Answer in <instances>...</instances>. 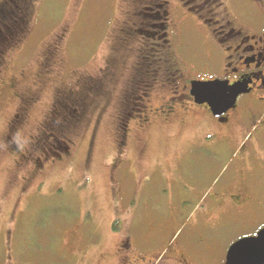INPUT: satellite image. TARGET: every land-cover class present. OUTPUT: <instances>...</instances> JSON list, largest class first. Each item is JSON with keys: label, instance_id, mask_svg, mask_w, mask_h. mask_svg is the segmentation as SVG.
<instances>
[{"label": "rangeland", "instance_id": "374dc122", "mask_svg": "<svg viewBox=\"0 0 264 264\" xmlns=\"http://www.w3.org/2000/svg\"><path fill=\"white\" fill-rule=\"evenodd\" d=\"M148 1L158 3V0L142 2L143 6L152 7L149 13L156 11ZM171 2L173 12H179L180 1ZM242 3L246 0L237 1L235 6L243 7ZM27 5L31 33L27 38L22 37L6 57L11 60L10 76L13 73L18 76L25 70L26 78L19 92L40 97L34 119L40 117L41 108L51 103L58 90L76 87L78 77L104 80L108 71L113 72L110 64L116 59L118 65L124 67L121 86L128 87L131 82L127 75L133 57L115 44L114 32L119 22L110 20L126 17L127 5L131 2L29 0ZM189 16L190 23L182 29L184 46L180 54L188 66H197V72L181 77L183 83L192 77L207 80L213 74L205 71L208 53L204 51L200 31L193 26L199 19L192 14ZM65 29V39L60 42L58 53L64 64L59 74L45 77L41 69L43 60L57 38L55 34ZM13 31L5 33L10 40L6 43H11ZM148 37L144 32L137 37L132 33L127 41L137 43L141 54L148 49ZM131 48L137 49V46L131 45ZM156 93L159 96L164 91ZM104 101L102 96L96 98L100 109L104 108ZM153 105H158L156 96ZM19 106L15 94L5 90L0 97V264H72L68 260L72 257L62 254L64 250L75 252L77 246L84 251L81 261L76 258L78 264H111L117 246L115 235L123 232L130 222L136 223V232L150 226L147 235H152L151 222L161 217L165 219L168 208L164 205L171 199L178 207L176 226L173 225L171 232L173 243L189 244L187 248L181 247L192 264H223L228 248L236 240L256 235L264 227V104L253 123L254 134L239 129L233 137L239 143L232 145L225 142L223 135L215 137L213 132L217 126L199 113L186 122L180 119L171 124L155 121L145 133H140L139 119L135 118L129 125L131 129L135 127L130 137L131 147L120 161L115 159L116 141L108 110L95 126L91 124L80 130L77 156L69 161L70 166L66 168V163L56 169L50 167L44 176L48 183L28 197L22 195V188L28 186L21 178L23 172L16 168L14 158L2 146L6 123ZM93 132L96 136L89 162L92 168L84 169ZM50 140L54 142L52 137ZM143 143L148 156L145 155V163L141 164L137 156ZM245 157L250 162L248 166L244 162L249 170L248 186L255 195L248 189L243 175V181L237 186L251 193L248 208L241 212L227 203L219 207L215 194L231 183L239 171V161ZM135 170L146 174L135 173ZM40 179L35 176L30 181ZM147 183L150 195L145 200ZM58 248L63 252L56 251ZM169 255L167 249L151 257L155 258V264H172V259L167 258Z\"/></svg>", "mask_w": 264, "mask_h": 264}, {"label": "flooded vegetation", "instance_id": "af4514ba", "mask_svg": "<svg viewBox=\"0 0 264 264\" xmlns=\"http://www.w3.org/2000/svg\"><path fill=\"white\" fill-rule=\"evenodd\" d=\"M28 1L0 0V97L9 89L20 102L19 108L6 123L7 127L2 134V146L3 150L14 158L13 164L16 168L23 172L21 178L27 181L25 183L28 186L22 188L24 197L40 190L48 183L44 176L50 167L56 169L57 166L66 163V168L70 166L69 161L77 156L75 150L80 130L91 124L95 126L108 110L111 131L116 141V161L122 160L125 151L131 147L130 137L134 135L135 127L131 129L129 125L135 118L139 119L137 124L140 133H145L155 121L171 124L180 119L181 122H186L199 113L217 126V130L213 132L214 136L223 135L229 145L239 143L233 138L239 129L253 131L254 134L253 123L264 104V0H246L245 4L242 3L243 7L235 6L239 0H179L181 3L179 12H173L175 9L171 5L172 0H158V3L148 1L157 8H153L156 11L151 13L149 11L152 7L143 6L142 3L147 0H125L127 4L131 2V5H127L126 17L112 19L110 22H119L114 32L117 47L124 48L132 54V68L127 75L130 76L131 83L125 88L121 86L124 67L119 66V60L116 59L110 64L113 72L108 71L104 80L91 76L78 77L76 87L58 90L51 103L46 108H41L38 119H34V111L40 100L39 95L19 92L26 78L25 70L18 76L14 73L10 76L8 70L11 60L6 57L9 50L19 44L22 37L27 38L31 33ZM190 14L199 19V23H194L193 26L200 31L204 40V51L208 53L205 71L213 74L207 80L192 77L183 83L180 81L181 77L191 76L197 72V66H188L180 54L184 46L182 29L190 23ZM13 29L12 41L6 43L10 40L5 33H10ZM65 32L66 29L55 34L57 38L50 45L43 60L41 69L45 77L56 76L61 71L60 67L64 60L58 53L60 42L65 39ZM141 32L149 35L150 38L146 40L150 43L146 45L147 51L139 54V45L134 41L129 44L127 39L132 33L137 37ZM131 45L137 46V49L131 48ZM71 74L74 75L73 72ZM216 79L225 81L228 85L238 83L245 85V91L237 98L236 106L220 117L213 115L208 105L197 104L195 96L191 93L192 81ZM161 90L164 94L158 96L156 92ZM101 96L105 99L103 109H100L96 102V98ZM154 96L158 98V105H153ZM95 136L96 133L93 132L88 142L89 154L84 162V169L92 168L89 164L90 151ZM51 137L54 142H51ZM139 151L138 162L145 163L144 158L148 154L144 143ZM244 162L248 166L249 158L245 157L239 161V171L233 176L231 183L224 187L222 192L215 194L219 207L227 203L241 212L248 208L251 193L255 194L248 186L249 170ZM135 173L146 174L137 170ZM243 175L251 193L237 186L240 180L243 181ZM33 176H40L41 179L30 181ZM168 182L172 185V179ZM148 185L147 183L145 200L150 195ZM176 204L172 199L165 203L164 206L168 208L167 216L165 219L161 217L151 222L152 235H147L150 226L136 232L135 222H130L123 232L115 235L117 246L112 254L111 264H155V258L151 256L155 257L167 249L171 253L167 258L172 259V264H192L181 247L187 248L189 244L173 243L174 239L171 236L175 228L173 225L176 226L178 218ZM56 251L63 252L59 248ZM189 251L193 254L191 249ZM83 252L77 246L75 252L72 249L64 250L62 255H69L72 257L68 259L69 262L78 264L76 258L81 261Z\"/></svg>", "mask_w": 264, "mask_h": 264}, {"label": "water", "instance_id": "95a60500", "mask_svg": "<svg viewBox=\"0 0 264 264\" xmlns=\"http://www.w3.org/2000/svg\"><path fill=\"white\" fill-rule=\"evenodd\" d=\"M191 84L196 103L208 105L217 117L235 107L237 98L245 91L243 83L228 85L220 79L197 80ZM225 264H264V227L256 235L236 240L226 252Z\"/></svg>", "mask_w": 264, "mask_h": 264}]
</instances>
